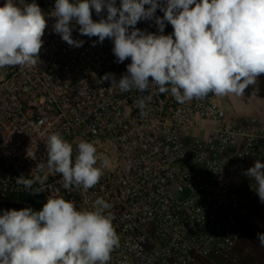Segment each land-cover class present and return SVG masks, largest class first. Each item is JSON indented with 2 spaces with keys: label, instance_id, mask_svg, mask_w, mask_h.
<instances>
[{
  "label": "built area",
  "instance_id": "2783aa9c",
  "mask_svg": "<svg viewBox=\"0 0 264 264\" xmlns=\"http://www.w3.org/2000/svg\"><path fill=\"white\" fill-rule=\"evenodd\" d=\"M35 3L47 21L40 62L0 68V197L26 195L44 204L49 195H58L77 210H92L103 198L112 205L108 211L120 238L108 264H202L212 257L234 261L236 224L250 206L236 181L244 177L249 160L264 151V127L252 132L232 120L222 97L212 93L180 104L170 91L159 93L155 86L121 92L101 77L111 73L118 81L127 74L130 58L117 62L111 39L101 43L82 35L75 21L72 38L84 43L68 45L53 31L55 0ZM158 3L163 6L165 0ZM91 15L98 22L106 19L107 10L97 15L92 9ZM163 15L157 8L155 16ZM135 27L158 35L173 32L164 21L161 33L155 18ZM142 98L144 109L137 103ZM202 121L212 125L187 140V132L200 129ZM50 133L72 144L73 158L81 140L108 158L94 187L86 192L63 187L61 174L47 166ZM29 149H35V159L27 155ZM20 176L45 178L43 186L32 185L43 191L26 189L17 182Z\"/></svg>",
  "mask_w": 264,
  "mask_h": 264
},
{
  "label": "clouds",
  "instance_id": "9594fccd",
  "mask_svg": "<svg viewBox=\"0 0 264 264\" xmlns=\"http://www.w3.org/2000/svg\"><path fill=\"white\" fill-rule=\"evenodd\" d=\"M157 8L163 18L155 16ZM92 9L97 15L106 9V19L94 21ZM50 15L56 18L53 31L68 45L84 43L72 38L70 24L75 21L80 34L95 36L101 43L111 39L117 62L130 58L127 74L118 81L111 73L101 77L121 92H145L155 86L159 93L170 91L180 104L202 100L209 93L243 97L245 89L264 74V0H165L163 6L158 0H120L119 7L116 0H55ZM153 18L161 33L164 21L170 23L172 34L145 33L135 27L138 21ZM46 28L45 15L35 0H19V4L5 0L0 6V68L36 66ZM137 103L141 109L146 107L143 98ZM46 149L47 166L61 174L65 189L86 192L99 182L109 163L93 143L84 140L76 145L73 158L72 144L60 133L47 135ZM27 155L35 159V149ZM244 175L254 181L250 187L264 203V163L256 160ZM17 182L41 192L32 185L43 186L45 178L20 176ZM111 207L97 198L92 210H77L74 202L49 195L39 211H4L0 264H108L120 246L108 211ZM257 238L264 247V233H257Z\"/></svg>",
  "mask_w": 264,
  "mask_h": 264
},
{
  "label": "crops",
  "instance_id": "0c3cea01",
  "mask_svg": "<svg viewBox=\"0 0 264 264\" xmlns=\"http://www.w3.org/2000/svg\"><path fill=\"white\" fill-rule=\"evenodd\" d=\"M222 102L232 120L242 122L249 131L261 130L264 127V74L257 77L255 84L245 89L243 97L225 96L222 97ZM200 125V129L196 128L187 132V140L203 135L205 131L202 127H208L212 123L202 121ZM258 159L264 163V156L258 155L249 160L244 172ZM252 183L254 181L245 175L237 178L236 181L237 187L249 198L250 206L248 214L236 224L232 252L235 260L212 257L205 259L202 264H264V247L260 245L257 238V233H264V207L258 201L256 192L250 187Z\"/></svg>",
  "mask_w": 264,
  "mask_h": 264
},
{
  "label": "rangeland",
  "instance_id": "374dc122",
  "mask_svg": "<svg viewBox=\"0 0 264 264\" xmlns=\"http://www.w3.org/2000/svg\"><path fill=\"white\" fill-rule=\"evenodd\" d=\"M260 155L264 156V151L261 152ZM252 181V180H251ZM259 198V197H258ZM260 204L264 207V203H262L260 200H258ZM23 208H30V207H25L24 205L20 204H13V203H6V202H0V215L3 214L4 211L9 210V209H14V210H21Z\"/></svg>",
  "mask_w": 264,
  "mask_h": 264
},
{
  "label": "trees",
  "instance_id": "16d2710c",
  "mask_svg": "<svg viewBox=\"0 0 264 264\" xmlns=\"http://www.w3.org/2000/svg\"><path fill=\"white\" fill-rule=\"evenodd\" d=\"M9 199H15L13 196H9L8 197ZM15 200H22V201H25V202H29L33 207H35L36 209L41 210L42 207H43V204L41 203V201L39 199H36L34 197H31V196H20L18 197L17 199Z\"/></svg>",
  "mask_w": 264,
  "mask_h": 264
},
{
  "label": "water",
  "instance_id": "95a60500",
  "mask_svg": "<svg viewBox=\"0 0 264 264\" xmlns=\"http://www.w3.org/2000/svg\"><path fill=\"white\" fill-rule=\"evenodd\" d=\"M0 202L20 204V205H24V206L30 207L34 211H38V209H36L35 207H33L29 202H25V201H22V200H14V199L0 197Z\"/></svg>",
  "mask_w": 264,
  "mask_h": 264
},
{
  "label": "bare ground",
  "instance_id": "6f19581e",
  "mask_svg": "<svg viewBox=\"0 0 264 264\" xmlns=\"http://www.w3.org/2000/svg\"><path fill=\"white\" fill-rule=\"evenodd\" d=\"M32 209V208H31Z\"/></svg>",
  "mask_w": 264,
  "mask_h": 264
},
{
  "label": "flooded vegetation",
  "instance_id": "af4514ba",
  "mask_svg": "<svg viewBox=\"0 0 264 264\" xmlns=\"http://www.w3.org/2000/svg\"><path fill=\"white\" fill-rule=\"evenodd\" d=\"M240 189V188H239Z\"/></svg>",
  "mask_w": 264,
  "mask_h": 264
}]
</instances>
